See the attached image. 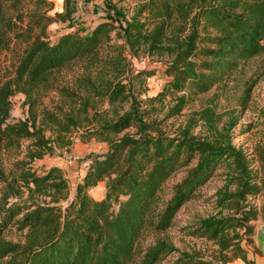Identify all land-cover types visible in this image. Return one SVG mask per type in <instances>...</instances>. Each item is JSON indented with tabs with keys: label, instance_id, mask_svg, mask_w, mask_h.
I'll use <instances>...</instances> for the list:
<instances>
[{
	"label": "trees",
	"instance_id": "obj_1",
	"mask_svg": "<svg viewBox=\"0 0 264 264\" xmlns=\"http://www.w3.org/2000/svg\"><path fill=\"white\" fill-rule=\"evenodd\" d=\"M21 3L0 0V46H8L14 37L27 40L14 75L0 83V151L19 148L23 138H30L32 145L25 154L28 159H17L11 178L0 164V182L4 183L0 198V264H132L140 237L146 231L168 228L181 205L197 194L222 161L229 180L235 183L233 191H220L222 204L239 212L241 199L264 189V141L249 156L233 143L229 126L223 130L214 127L211 107L204 109L203 116L216 132L212 138L195 135L189 126L168 134L146 119L136 104L116 118L97 111V99L104 97L116 103L128 96L121 81L111 77H100L98 81L90 72L77 77L74 88L52 83L56 70L76 60L85 61L90 68L98 66L105 75V71L127 72V48L133 55L141 50L167 55L163 71L169 79L165 91L157 96L180 92L173 109L180 112L192 99L191 94L209 90L241 63L264 53V0H142L125 18L121 31L104 20L88 32L68 31L54 40L49 39L47 26L70 15L71 0H65L64 11L53 13L47 12L54 8L50 0L45 11L28 13L20 11ZM116 36L124 44L113 43ZM101 48H108L107 55L99 54ZM154 72L149 67L132 75L147 78ZM48 86L72 101L69 110H63L65 121L44 111L47 123L69 131L71 126L86 122L91 125L86 130L88 137L108 145L104 153L90 157L71 198L68 179L59 166L51 165L39 172L29 165L30 160L42 157L50 148L53 139L45 135L46 127L36 124V116L9 120L11 96L16 91L25 95L32 110L36 104L34 92ZM250 86L245 89L243 101ZM262 115L264 122V110ZM131 125L137 128L134 134H120ZM180 167L186 168L185 174L166 198L162 195L163 184ZM103 180L104 195L94 197L89 190ZM23 191L27 193L24 199L8 200ZM257 215V209L250 208L239 216L198 220L194 232L215 241L221 254L209 259L181 251L175 264H222L235 258L246 261L238 228L244 227L246 234H252L248 221ZM11 226L21 233L20 239L4 236ZM174 249L166 240L157 239L146 247L142 261L155 264Z\"/></svg>",
	"mask_w": 264,
	"mask_h": 264
},
{
	"label": "rangeland",
	"instance_id": "obj_2",
	"mask_svg": "<svg viewBox=\"0 0 264 264\" xmlns=\"http://www.w3.org/2000/svg\"><path fill=\"white\" fill-rule=\"evenodd\" d=\"M54 3L53 9L47 12L53 13L55 10L64 11L65 0H50ZM142 0H71V12L65 20L51 21L47 26L50 40L56 39L60 34L68 31H78L85 33L90 31L99 21H111L115 25V30H120L125 26V18L138 2ZM48 0H22L20 11L28 13L30 10L45 11ZM12 11V10H11ZM115 30L112 35H115ZM113 43H122V38L116 36ZM27 44L23 38H13L9 45L0 46V83L14 75L15 66L22 54V50ZM108 48H101L99 54L107 55ZM127 61L129 69L127 72L115 74L99 69L87 67L85 61L76 60L54 72L56 86H69L74 88V81L77 77L92 72L98 81L100 77H111L113 81H121L128 91V96L116 103H110L108 99H97L95 105L97 111L108 115L109 118H116L118 114L130 109L132 104H136L143 110L145 118L153 120L157 127L168 134H175L179 129L189 126L190 131L200 137L212 138L215 130L209 128L204 122V109H213L214 127L219 130L225 129L232 137L233 143L241 147L249 156L256 153L260 143L264 141V122L262 112L264 110V53L254 56L248 61L241 63L232 73L221 83L214 85L209 90L191 94L192 99L180 110L173 109L176 104V96L179 93L170 92L165 96L157 95L165 91V84L169 77L164 73V62L168 60L167 55L147 54L140 51L133 55L127 48ZM152 67L154 73L147 78L132 75L142 68ZM102 75V76H101ZM248 85L250 89L245 96V89ZM82 92L86 94L85 91ZM36 104L30 110L29 103L25 95L16 91L11 96V109L9 120L24 119L36 116V124L43 125L44 133L53 139L50 148L40 158L29 161L32 169L42 172L51 165L59 166L64 176L69 182V198L74 196L76 183L81 178L87 168L92 155L104 153L108 145L106 141L96 137H88L86 130L91 125L80 122L78 126H71L69 131H60L59 127L52 123H47L44 117L48 111L63 119V110H69L71 97L62 94L60 90L51 86L39 88L34 92ZM158 97V98H157ZM92 111V109H89ZM63 121H65L63 119ZM136 127L131 125L125 128L120 134H134ZM32 142L30 138H23L19 142L17 149H2L0 151V164L4 171L11 178L15 172L17 159L25 156ZM254 157V156H253ZM186 168L180 167L172 173L164 182L162 195L168 197L173 190V184L179 181L185 174ZM4 183L0 182V198L3 192ZM235 183L229 180L227 168L222 161L214 171L213 175L197 189V194L184 202L176 212L172 224L162 231H146L138 242V255L132 264H144L143 254L148 245L157 239L166 240L176 249L167 252L155 264H175V259L181 251H188L198 254L203 258L215 259L219 256L218 244L199 236L194 232L198 220L208 216L235 215L239 216L243 211L255 208L258 215L255 219L248 221L252 225L253 233L246 234L244 227L238 228L242 235V245L246 251L247 260L243 261L235 258L222 264H264V236L260 231L264 223V189L253 195H246L240 200L241 209L239 212L228 208L219 201L220 191H233ZM90 193L94 197H101L105 192V182L100 181L92 187ZM26 191L20 196L11 195L8 200H22L26 197ZM1 202V199H0ZM4 236L14 240L21 238V233L14 227H8L4 231Z\"/></svg>",
	"mask_w": 264,
	"mask_h": 264
},
{
	"label": "water",
	"instance_id": "obj_3",
	"mask_svg": "<svg viewBox=\"0 0 264 264\" xmlns=\"http://www.w3.org/2000/svg\"><path fill=\"white\" fill-rule=\"evenodd\" d=\"M260 231H261V233H262L263 236H264V223L261 225V227H260Z\"/></svg>",
	"mask_w": 264,
	"mask_h": 264
}]
</instances>
